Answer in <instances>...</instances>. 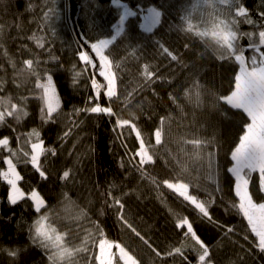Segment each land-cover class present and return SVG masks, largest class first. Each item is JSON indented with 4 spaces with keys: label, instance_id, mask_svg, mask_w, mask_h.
<instances>
[{
    "label": "trees",
    "instance_id": "16d2710c",
    "mask_svg": "<svg viewBox=\"0 0 264 264\" xmlns=\"http://www.w3.org/2000/svg\"><path fill=\"white\" fill-rule=\"evenodd\" d=\"M113 1L0 0V98L10 97L18 110L13 115L5 113L0 121V139L9 141L7 147L0 146V249H26L18 262L0 252V264H47L43 249L32 239L34 224L57 205L65 191L74 202L88 206L89 221L99 228V233L93 232L95 241L80 256L83 264H99L95 257L102 240L119 244L137 264H201L202 250L187 227H176L183 218L208 248V264H264L258 237L233 206L239 199L235 178L228 171L233 165L231 153L250 119L224 101L212 111H194L187 106L178 110L170 99L174 96L183 105L181 93L193 78L220 96L233 91L239 70L235 54L264 55V45L259 44L264 0H241L243 16L236 15V8L229 14L219 6L235 20L239 49L235 54L208 50L183 31L185 20L197 18L202 0H117L135 15L123 22L116 36L114 26L121 10ZM140 8L159 12L151 31L141 28ZM109 39L105 54L117 80V96L111 100L103 95L105 80L91 48L92 43ZM80 51L88 54L91 64L80 61ZM29 60L31 68L25 63ZM47 76L61 99L51 118L43 90L36 87ZM94 79L99 89L93 88ZM97 105L112 108L113 115L88 110ZM128 110L138 115L130 125L140 131L153 157L151 163L140 164L136 155L140 141L131 126L116 124ZM158 129L159 145L155 142ZM181 138L207 141L202 145V159L186 156L193 149L176 142ZM36 142L44 149L39 159L43 177L30 161L31 144ZM6 156L16 167L21 177L18 186L25 194L15 204L9 200V184L2 173ZM247 178L253 202L264 203L259 171ZM164 181L187 183L189 195L205 203L211 219L165 187ZM32 191L44 200L39 212L29 197ZM92 227V223L83 224L84 229ZM81 236L87 240L83 230L75 227L74 242Z\"/></svg>",
    "mask_w": 264,
    "mask_h": 264
},
{
    "label": "snow or ice",
    "instance_id": "6c2138e0",
    "mask_svg": "<svg viewBox=\"0 0 264 264\" xmlns=\"http://www.w3.org/2000/svg\"><path fill=\"white\" fill-rule=\"evenodd\" d=\"M217 3L221 6L226 7L229 14L233 8H236V15L243 16L245 15V9L239 7L241 0H217ZM224 12V8H221ZM123 19V17L121 18ZM232 24H235V20L231 21ZM251 23V21H248ZM224 41L226 44V52L228 54H235L239 51L237 47L238 34L236 31L230 33H224ZM251 36V34H249ZM110 41L103 40L98 43H92L91 48L96 53V56L100 59V68L101 71L99 75L104 78L107 82V90L103 93L104 96L108 97L109 100L117 96V80L116 77L111 72L112 65L109 63V58L105 54V49L108 47ZM259 44L264 45V31L259 32ZM43 47V44L40 45ZM254 47V45H253ZM80 60L85 61L88 64H91L92 61L89 59L88 54L81 52ZM173 60L176 59L175 56L171 57ZM235 60L239 62L240 70L239 73L235 75V90L231 91V94L228 96H222V100L235 109H242L244 113L247 114L251 123L247 124V128L242 136L239 138V144L235 147V150L231 153V159L234 161V164L228 171L235 178V196L238 197V205H233L237 207L239 212L247 220L251 231L258 237L259 248L264 251V203H254L252 196L249 194V179L250 175L253 172L259 171L261 174V189L264 190V55L259 57V63H257V57L253 55L251 57L250 66L245 65V59L242 54H235ZM29 68L32 66V62H25ZM79 75V74H77ZM149 79H151V73H147ZM93 88L99 89L101 85L97 84V81L92 80ZM37 88L43 90V103L47 109V117L51 118L53 113L60 108V100L56 95V90L52 85V78L49 76L46 83H37ZM97 95H100L99 91ZM91 113H103L108 116L113 115L112 108L99 105L95 107H90L88 109ZM17 108L13 106L12 110L7 112V115H13L17 113ZM22 111V109L20 110ZM5 114H0V121L4 119ZM163 123V122H162ZM116 124L118 127H124L125 125H130V122H125L122 120H117ZM132 132L136 134V139L140 141L139 151L136 153L140 157V164L144 165L146 163L152 162V155H149V150L145 147V143L141 140V133L138 130L137 126L130 125ZM32 135H35L39 138V133L34 132ZM155 142L157 145L161 144V130L155 132ZM9 141L7 139H0V145L7 147ZM42 143H32L31 144V157L30 161L32 166L40 172V175L43 177L45 174L40 170L39 159L43 153ZM28 154L25 153V156ZM8 166V172L4 173V179L7 180V183L11 185V194L9 200L11 203L15 204L18 198H23L24 193L20 191L17 187V181L21 179L20 175L16 172V167L13 164L11 159L4 161ZM69 177V172L65 171L63 173V178L67 179ZM165 187L173 190L178 193L179 196L183 197L185 201L194 206L203 217H209V211L205 203L200 202L195 195H189V185L187 183H169L164 181ZM30 199L33 200L36 206L37 212L44 207V200L36 192L32 191ZM116 203L119 204V201ZM121 207H123L121 205ZM47 217L41 216L37 221L38 226L35 227V234L37 237H40L44 240L50 239V234L48 226L45 223ZM126 219V217H124ZM187 227V233L191 234V239L195 241L196 245H199V249L202 252L199 255V261L201 264H208L206 258L209 257V250L204 243L197 238L196 233L193 231V226L187 218L181 219L177 224V228ZM231 231V229H229ZM137 235L139 233L137 232ZM57 240L60 239L59 236L56 237ZM143 239V237H141ZM103 244L107 246V253L101 252L99 256H96L95 259H105L109 261V264H112V255L110 254V249L113 247L112 243L102 240ZM147 243V241H145ZM115 248L118 249L120 254V259L124 261V264H137V260L133 255H130L124 248L119 244L115 245ZM181 248H176L175 252L177 254L181 253ZM171 254V253H169ZM159 255V253H157Z\"/></svg>",
    "mask_w": 264,
    "mask_h": 264
},
{
    "label": "clouds",
    "instance_id": "9594fccd",
    "mask_svg": "<svg viewBox=\"0 0 264 264\" xmlns=\"http://www.w3.org/2000/svg\"><path fill=\"white\" fill-rule=\"evenodd\" d=\"M219 6L221 5L217 3V0H202L197 18L185 20L183 26L185 33L195 36L204 44L206 49L213 52L225 51L226 44L223 34L234 31L232 20ZM221 97L207 85L201 83L198 78H193L181 93L180 100L183 101V105L174 96H170V99L178 110L183 106H187L194 111L202 109L212 111L216 108L217 102L223 101ZM13 106L17 108L10 97L0 98V109H2L0 114L11 111ZM125 117H122L121 120H128L130 122L138 119V115L134 110H128L125 113ZM171 118L172 116L170 114L168 119L170 120ZM176 142L182 146L190 145L192 147L193 152H185L184 154L186 156H191L197 161L202 159L200 155L202 145L206 144L207 141L198 138H181ZM181 151H184L183 147ZM42 216L47 217L45 223L48 226L51 238L44 240L36 236L35 227L38 226L37 221L39 220L37 219L34 224L32 239L37 241L40 248L43 249L47 264H83L80 256L87 251L88 243L95 241L96 237L93 235V232L99 233V228L95 222L89 221L88 206L74 202V198H71L70 193L65 191L62 193L57 205L42 213ZM84 223H92V229H84ZM75 227H80L83 230L84 235L87 236V240L81 236L78 243L74 242L72 237ZM57 236L60 237L59 240L56 239ZM24 250L26 249H22L20 246H14L12 248L5 246L0 249V252H3L10 261L18 262Z\"/></svg>",
    "mask_w": 264,
    "mask_h": 264
},
{
    "label": "rangeland",
    "instance_id": "374dc122",
    "mask_svg": "<svg viewBox=\"0 0 264 264\" xmlns=\"http://www.w3.org/2000/svg\"><path fill=\"white\" fill-rule=\"evenodd\" d=\"M113 4L115 5V6H117V7H119L120 8V10H121V14H120V17H119V19H118V21L116 22V24H115V26H114V36H116L120 31H121V28H122V24H123V22L128 18V17H130V16H133V15H135V11H133V10H131L130 8H128L124 3H122V2H120V1H117V0H114L113 1ZM139 14H140V17H141V28L143 29V30H145V31H151L156 25H157V23H158V21H159V12L156 10V9H154V8H145V9H142V8H140V10H139ZM123 17V19H121ZM111 40L112 39H109L108 41H110L111 42ZM103 41V40H102ZM82 51H80V53H81ZM80 53L78 54V57H80ZM95 53V52H94ZM95 55H96V53H95ZM253 55H255L256 57H257V63H259V57L262 55V54H260L259 52H256V53H254ZM252 55V56H253ZM251 56V57H252ZM251 57L250 58H246V57H244V59H245V65L246 66H250V63H251ZM98 58V60H99V64H100V59H99V57H97ZM80 59V58H79ZM81 61V60H80ZM82 63L83 62H85V61H81ZM99 73H100V71H101V68H100V66H99ZM239 70H240V65H239ZM239 70H238V73H239ZM237 73V74H238ZM49 76H47L43 81H41V82H38V83H41V84H43V83H46V81H47V78H48ZM52 85H53V87L55 88V90H56V95H57V97L59 98V100H60V105H61V99H60V96H59V93H58V90H57V87H56V84L54 83V81L52 80ZM105 85H107V82L105 81ZM106 90H107V88H106ZM105 90V91H106ZM235 90V86H234V89H233V91ZM231 94V93H230ZM230 94H228V95H230ZM227 95V96H228ZM47 110V109H46ZM58 110V109H57ZM249 123H251V121L249 122ZM248 123V124H249ZM246 128H247V126H246ZM36 143H41V142H36ZM1 146V145H0ZM238 146V145H237ZM235 150V149H234ZM233 150V151H234ZM8 159H11V157L10 156H6L5 157V160H8ZM4 160V161H5ZM12 160V159H11ZM5 163V162H4ZM233 164H234V161H233ZM233 166V165H232ZM8 172V166H7V164L5 163V168H4V170L2 171V173L4 174V173H7ZM16 172L18 173V171H17V169H16ZM17 187L19 188V186H18V181H17ZM20 189V188H19ZM234 189H235V185H234ZM11 191H12V189H11V185H9V196H10V194H11ZM21 191V190H20ZM22 192V191H21ZM37 192V191H36ZM38 193V192H37ZM39 194V193H38ZM30 195H31V193L29 194V197H30ZM40 195V194H39ZM24 196H25V194H24ZM23 196V197H24ZM41 196V195H40ZM42 198V197H41ZM19 199H21V198H18L17 199V201L19 200ZM33 201V200H32ZM34 203V202H33ZM34 207H35V209H36V206H35V203H34ZM107 241V240H106ZM110 243H112V245H113V247L110 249V254L112 255V264H124V261L123 260H121L120 259V254H119V251H118V249H116L115 248V245L117 244V243H113V242H110ZM107 251H108V249H107V246L106 245H104L103 244V242L101 241L100 242V244H99V255L101 254V252H103V253H107ZM98 262H99V264H109V261L107 260V258H105V259H103V260H101V259H98Z\"/></svg>",
    "mask_w": 264,
    "mask_h": 264
}]
</instances>
